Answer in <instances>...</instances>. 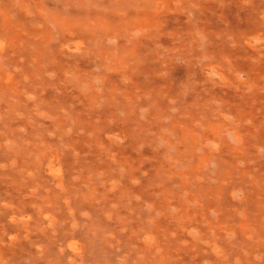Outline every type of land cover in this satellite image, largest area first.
Listing matches in <instances>:
<instances>
[{"label": "bare ground", "instance_id": "1", "mask_svg": "<svg viewBox=\"0 0 264 264\" xmlns=\"http://www.w3.org/2000/svg\"><path fill=\"white\" fill-rule=\"evenodd\" d=\"M106 6L0 0V264H264V4Z\"/></svg>", "mask_w": 264, "mask_h": 264}, {"label": "rangeland", "instance_id": "2", "mask_svg": "<svg viewBox=\"0 0 264 264\" xmlns=\"http://www.w3.org/2000/svg\"><path fill=\"white\" fill-rule=\"evenodd\" d=\"M115 1H118V0H107V6H106V9L108 8V6L111 4V3H113V2H115ZM257 2L260 4H264V0H257ZM250 10H252L253 12H254V10L253 9H250ZM109 13H111V16H114V14H117L118 13V11L116 10V9H113V10H111ZM263 20H264V17H263ZM113 24L114 25H117L115 22H113ZM256 45H258L259 46V48L255 51V52H257L258 54L255 56V54H254V56H253V59H252V61L253 62H257V59L258 58H262L263 60H264V43L262 42V41H257L256 42ZM263 45V46H262ZM203 48V40H201V42H200V48ZM201 60V62H205L206 60H207V57H203L202 59H200ZM179 63H180V65H182V64H185V61L183 62V60L182 61H179Z\"/></svg>", "mask_w": 264, "mask_h": 264}]
</instances>
